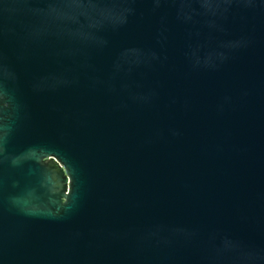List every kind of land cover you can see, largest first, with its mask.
Wrapping results in <instances>:
<instances>
[{"label": "water", "instance_id": "95a60500", "mask_svg": "<svg viewBox=\"0 0 264 264\" xmlns=\"http://www.w3.org/2000/svg\"><path fill=\"white\" fill-rule=\"evenodd\" d=\"M0 264H264V0H0Z\"/></svg>", "mask_w": 264, "mask_h": 264}]
</instances>
